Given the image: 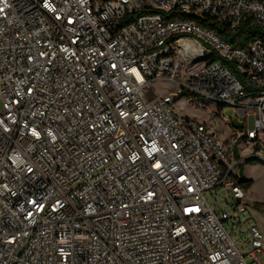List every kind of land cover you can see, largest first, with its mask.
Here are the masks:
<instances>
[{"label": "built area", "instance_id": "built-area-1", "mask_svg": "<svg viewBox=\"0 0 264 264\" xmlns=\"http://www.w3.org/2000/svg\"><path fill=\"white\" fill-rule=\"evenodd\" d=\"M213 18L264 27V0H0V264H264L227 225L264 161V34Z\"/></svg>", "mask_w": 264, "mask_h": 264}, {"label": "rangeland", "instance_id": "rangeland-1", "mask_svg": "<svg viewBox=\"0 0 264 264\" xmlns=\"http://www.w3.org/2000/svg\"><path fill=\"white\" fill-rule=\"evenodd\" d=\"M191 72V71H189ZM179 90V87L171 82L166 81H154L151 84V87L148 88V95L151 99H157L162 95L169 92H176ZM176 109L179 113L187 115L189 117H194L197 120L207 119L205 114L200 113L198 110L194 109L191 105H184L183 102L178 101L176 103ZM2 111V104L0 101V112ZM225 112L232 116V113L229 109H225ZM242 152L245 150L242 149ZM244 173L251 177L252 184L249 189L246 190L245 193V202H246V210L239 217H237L230 207H227V213L229 216L234 217L232 219L233 225L227 223L229 226V230H231V235L233 239L236 241L239 249L244 250V240L249 239L248 229L250 224L256 223L261 231L264 233V210H258L253 207V204L256 202L264 201V161L257 160L254 163L243 164ZM240 175V168L238 169ZM208 202L211 205H214V199L218 200L223 198V195L220 196H212L209 195V192L205 194ZM217 210H220L221 204H215ZM221 207V208H220ZM221 216H223L221 209Z\"/></svg>", "mask_w": 264, "mask_h": 264}, {"label": "trees", "instance_id": "trees-1", "mask_svg": "<svg viewBox=\"0 0 264 264\" xmlns=\"http://www.w3.org/2000/svg\"><path fill=\"white\" fill-rule=\"evenodd\" d=\"M145 12L142 10L139 13ZM125 22V21H124ZM199 24L211 31H213L221 40L235 47H246L247 44L254 38L264 34V27L258 23L251 22L250 20H245L232 25L227 19H204L199 21ZM220 63L227 65L232 69L231 64L228 61L223 60L219 56L215 58ZM236 75V74H235ZM257 162V159L250 157L244 160V164ZM243 167H240V179L239 182L244 190H247L251 184L252 180H244L241 176ZM253 207L258 210H264V201L256 202Z\"/></svg>", "mask_w": 264, "mask_h": 264}, {"label": "crops", "instance_id": "crops-1", "mask_svg": "<svg viewBox=\"0 0 264 264\" xmlns=\"http://www.w3.org/2000/svg\"><path fill=\"white\" fill-rule=\"evenodd\" d=\"M243 150H245L244 148H242ZM241 176L244 180H249L251 179V177L247 176L245 173H244V168L242 169V172H241ZM252 180V179H251ZM250 188V187H249ZM248 188V189H249Z\"/></svg>", "mask_w": 264, "mask_h": 264}]
</instances>
